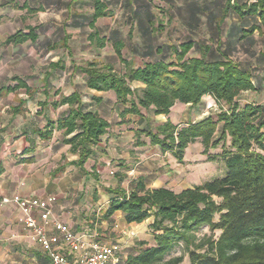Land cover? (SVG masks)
Returning <instances> with one entry per match:
<instances>
[{
    "label": "crops",
    "instance_id": "crops-1",
    "mask_svg": "<svg viewBox=\"0 0 264 264\" xmlns=\"http://www.w3.org/2000/svg\"><path fill=\"white\" fill-rule=\"evenodd\" d=\"M226 1L0 0V198L51 196L52 219L75 234H94L100 243L118 246L124 258L146 244L134 231L141 224H127L119 211L105 218L113 197L109 191L117 186L127 191L137 178L148 189L180 192L197 185L177 187L172 181L181 163L137 132H154L167 121L175 126L198 122L213 114L217 105L205 96L196 106L176 103L167 116L154 115L150 108L122 117L115 93L88 89L79 67L96 63L123 72L124 64L137 68L162 58L170 61L174 49L187 41L195 42L190 55L199 57V46L215 49L225 32L240 29V19L231 10L224 17ZM96 2L103 5L105 15L96 19L92 29ZM28 18L34 22L25 24ZM27 28H35V40L12 43L10 37L18 31L27 34ZM234 44L230 56L243 62L246 56ZM73 94L109 125L83 164L64 130L54 129L48 139L37 134L69 115L71 107L61 100ZM248 94L257 95L243 93L241 103L262 104L248 101ZM138 141L143 145L136 146ZM193 145L186 148L184 163ZM106 173L113 176L108 182L102 180ZM118 178H123L120 184ZM20 218L14 205L0 206V264H50ZM46 234L58 235L52 225Z\"/></svg>",
    "mask_w": 264,
    "mask_h": 264
},
{
    "label": "trees",
    "instance_id": "trees-1",
    "mask_svg": "<svg viewBox=\"0 0 264 264\" xmlns=\"http://www.w3.org/2000/svg\"><path fill=\"white\" fill-rule=\"evenodd\" d=\"M237 2L226 1L224 17L229 10L238 16L239 31L230 28L215 49L199 46V57L190 55L195 42L187 41L174 49L170 61L162 58L137 68L124 64L123 72L96 63L79 67L88 89L115 93L123 107L122 117L150 108L154 115L167 116L176 103L196 106L205 96L212 97L220 108L217 114L185 126L167 121L154 132H137L151 146L171 152L179 163L186 148L200 141L207 160L218 161L224 171L219 178L180 192L148 189L141 178L127 191L120 186L110 190L113 197L106 219L119 211L127 224L149 221L153 245L141 243L126 264H182V256H172L176 247L187 254L189 264H264V104L240 102L243 93L264 92V0ZM102 10L103 5L96 2L90 28L105 15ZM26 31L10 37L12 43L35 40V28ZM255 32L262 35L263 45L258 49ZM95 37V33L90 35ZM234 43L246 56L243 62L230 56ZM135 83L142 87H134ZM22 86L18 81V87ZM61 104L71 107L69 115L37 134L48 139L54 129L64 130L71 135L67 143L83 164L109 125L84 107L77 94L63 98ZM142 145L136 142V146ZM215 149L220 152L208 155ZM122 181L118 178L119 184ZM202 228L217 231L219 236L199 238Z\"/></svg>",
    "mask_w": 264,
    "mask_h": 264
},
{
    "label": "built area",
    "instance_id": "built-area-1",
    "mask_svg": "<svg viewBox=\"0 0 264 264\" xmlns=\"http://www.w3.org/2000/svg\"><path fill=\"white\" fill-rule=\"evenodd\" d=\"M53 197L22 198L18 195L1 197L0 206L14 205L21 213L20 222L48 257L50 264H126L122 250L115 245L102 244L96 235H78L63 223L51 218ZM35 214H38L36 217ZM52 225L58 235L48 236ZM67 249L68 254L63 251Z\"/></svg>",
    "mask_w": 264,
    "mask_h": 264
},
{
    "label": "rangeland",
    "instance_id": "rangeland-1",
    "mask_svg": "<svg viewBox=\"0 0 264 264\" xmlns=\"http://www.w3.org/2000/svg\"><path fill=\"white\" fill-rule=\"evenodd\" d=\"M242 4H251L250 0H235ZM237 2V3H238ZM34 20L32 18H28L26 21L24 20L25 24H31ZM264 34V30H263ZM255 39L257 40V46L261 47L263 45V42L261 41L262 35H258V32H255L254 34ZM246 99L248 101H259L260 103L264 104V92L258 93L257 95H245ZM220 112V108L216 107L213 111V114H217ZM204 146L201 144L200 141H197V143H194V145L191 147L190 150H188L187 153V162H182L181 165L178 167H175V169H178L179 172L176 175L174 180L172 182L176 183V186L179 187L181 184H184V186H194L202 184L204 181H211L213 179L221 177V173L224 171L222 168V165L217 162H211L207 160V155L204 154ZM200 152V157L199 153ZM220 152L219 149L210 150L208 155L214 156L215 154H218ZM198 160V161H197ZM113 176L106 173L105 176H103V181L108 182ZM149 221H146L142 223L141 225L137 226V228L134 229V231L138 234V237L141 239L147 240L149 243L153 245V240L151 233L147 227V224ZM197 236L199 238L202 237H209L213 236L214 238H217L219 236V232H210L208 228H202L198 233ZM146 242V244H148ZM172 256H182L183 257V263L182 264H189L188 256L183 251L181 247H176L172 253Z\"/></svg>",
    "mask_w": 264,
    "mask_h": 264
}]
</instances>
